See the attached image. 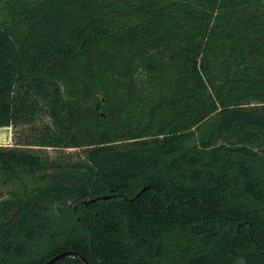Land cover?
<instances>
[{
    "label": "trees",
    "instance_id": "obj_1",
    "mask_svg": "<svg viewBox=\"0 0 264 264\" xmlns=\"http://www.w3.org/2000/svg\"><path fill=\"white\" fill-rule=\"evenodd\" d=\"M0 127V264H264V0H0Z\"/></svg>",
    "mask_w": 264,
    "mask_h": 264
},
{
    "label": "rangeland",
    "instance_id": "obj_2",
    "mask_svg": "<svg viewBox=\"0 0 264 264\" xmlns=\"http://www.w3.org/2000/svg\"><path fill=\"white\" fill-rule=\"evenodd\" d=\"M43 114H40V118L42 117ZM44 116V115H43ZM41 119H45V117H42ZM7 131H8V134L6 136V138L4 139V136L3 135H0V138H1V142H0V146H11L13 145V140L11 139V133H12V128L11 127H6ZM3 137V138H2ZM46 153L48 155H50L51 157H56V156H61L63 155L64 153H73V152H79L80 150H75V149H72V148H66L64 150H57L55 148H46ZM236 264H242V262L240 260H238L236 262Z\"/></svg>",
    "mask_w": 264,
    "mask_h": 264
},
{
    "label": "water",
    "instance_id": "obj_3",
    "mask_svg": "<svg viewBox=\"0 0 264 264\" xmlns=\"http://www.w3.org/2000/svg\"><path fill=\"white\" fill-rule=\"evenodd\" d=\"M0 134H3L4 139L6 138V136L8 134V131H7L6 127H0ZM1 141L2 140H0V142ZM67 254H68V252H62V253L56 254V255L52 256L51 258H49L48 260H46L42 264H52L54 261H56L57 259L62 258L63 256H65Z\"/></svg>",
    "mask_w": 264,
    "mask_h": 264
},
{
    "label": "bare ground",
    "instance_id": "obj_4",
    "mask_svg": "<svg viewBox=\"0 0 264 264\" xmlns=\"http://www.w3.org/2000/svg\"><path fill=\"white\" fill-rule=\"evenodd\" d=\"M0 135H3V134H0ZM3 138V137H2ZM0 140H1V138H0Z\"/></svg>",
    "mask_w": 264,
    "mask_h": 264
}]
</instances>
